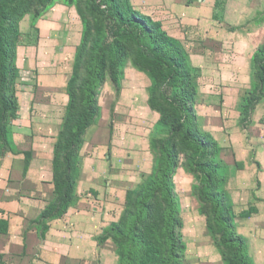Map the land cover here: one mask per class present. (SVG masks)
Returning a JSON list of instances; mask_svg holds the SVG:
<instances>
[{"label": "rangeland", "instance_id": "rangeland-1", "mask_svg": "<svg viewBox=\"0 0 264 264\" xmlns=\"http://www.w3.org/2000/svg\"><path fill=\"white\" fill-rule=\"evenodd\" d=\"M89 2L50 0L41 5L38 0H22L14 9L17 34L11 36V43L16 78L14 81L9 78L6 95L0 88V165L11 155L22 158L27 164L34 160L36 175L46 178L52 175L53 180L56 172L65 167V149L57 150V145L67 136V126L74 116L69 108L71 93L75 90L80 93L85 78L84 67L95 39V18L87 8ZM134 52L135 47L127 46L126 55L117 64L114 76L108 69L106 79L98 89V115L77 144L72 163L75 195L92 199L99 211L111 206L110 211L116 217L111 224L122 222L125 213L133 208L132 195L154 175L159 154L155 142L164 138L169 129L160 124L162 114L150 104L153 79L135 62ZM190 65L197 93L194 128L210 134L217 141V161L223 165L225 178L220 189L229 195L235 221L242 207L247 206H236L233 201L234 168L230 164V169L225 160L236 156L235 143L255 140L263 134L257 124L260 122L259 127L264 125V97L249 107L256 94L251 76L250 85L245 86L236 106L230 109L224 104L223 88L235 82L221 75L218 80H209L199 68L193 67L191 61ZM3 97L14 103V107L3 109ZM259 104L262 105L261 117L256 111ZM204 105L206 110L201 108ZM234 108L240 115L233 113ZM208 109L221 110V123L220 113L211 114ZM205 119L213 131L207 128ZM224 120L228 121L227 126ZM187 156L184 149L178 150V165L172 175L178 199L177 234L184 245L180 263L228 264L230 250L221 247L218 237L211 232L210 206L198 195L200 174L188 166ZM155 208L152 226L157 228L159 244L163 245L159 222L162 205L157 202ZM152 238L151 235L149 240ZM112 241L119 264L118 246ZM246 253L251 258L249 246Z\"/></svg>", "mask_w": 264, "mask_h": 264}, {"label": "trees", "instance_id": "trees-1", "mask_svg": "<svg viewBox=\"0 0 264 264\" xmlns=\"http://www.w3.org/2000/svg\"><path fill=\"white\" fill-rule=\"evenodd\" d=\"M21 1L0 0V88L4 89V95L9 78L12 77L13 81L16 78L11 36L17 34L14 9ZM38 1L45 5L50 0ZM87 8L95 18V39L84 67L85 78L80 93L76 90L71 93L69 108L74 116L67 126V136L62 144L58 142L57 145V150L65 149L66 165L61 172H56L55 199L43 211L40 221L45 223L62 217L74 203L76 183L72 163L76 146L98 115V89L104 83L108 69L114 76L117 64L125 57L127 46L131 45L135 47V62L153 79L150 104L161 112L160 124L169 129L164 138L155 142L159 154L154 175L132 195L133 208L125 213L122 222L107 226L99 241L112 239L117 243L119 264H181L184 245L177 234L178 199L172 175L178 165V150L184 149L188 153V166L200 174L198 195L210 206L211 232L218 237L221 247L230 250L227 263L254 264L246 253L247 241L237 233L229 195L220 189L225 178L223 165L217 161V141L210 134L194 128L197 93L187 53L160 22L135 9L130 0H90ZM252 64L256 94L249 102L250 108L264 97V43L253 55ZM10 106L14 107V103L3 97L2 108ZM157 202L162 205L159 222L163 245L159 244L157 228L152 226ZM253 212L256 208L250 207L240 215L249 216ZM151 235L153 238L149 240ZM0 264H3L1 256Z\"/></svg>", "mask_w": 264, "mask_h": 264}, {"label": "crops", "instance_id": "crops-1", "mask_svg": "<svg viewBox=\"0 0 264 264\" xmlns=\"http://www.w3.org/2000/svg\"><path fill=\"white\" fill-rule=\"evenodd\" d=\"M130 2L135 9L161 23L204 78L218 80L221 75L228 81L233 80L234 85L223 88L224 104L230 109L236 106L241 92L251 83L253 55L264 43V0ZM201 108L206 110L207 106ZM208 110L211 114L220 113L221 123V110ZM256 111L261 117L262 105L259 104ZM233 113L240 115L236 108ZM205 124L213 131L208 119ZM224 124L229 123L224 120ZM259 124L257 128L263 130V134L255 140L235 143L236 156L225 160L230 169V164L234 168L235 205L246 204L241 212L256 208L249 216L235 218L237 233L247 241L254 264H264V125L259 127ZM36 168L34 160L26 167L22 158L13 155L0 165L3 264H118L112 239L99 241L105 228L116 219L111 206L99 211L92 199L77 194L62 217L42 223L41 214L55 199V183L52 175L47 178L36 175Z\"/></svg>", "mask_w": 264, "mask_h": 264}]
</instances>
